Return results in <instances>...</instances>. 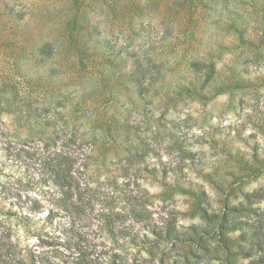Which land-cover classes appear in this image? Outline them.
<instances>
[{"label":"trees","instance_id":"16d2710c","mask_svg":"<svg viewBox=\"0 0 264 264\" xmlns=\"http://www.w3.org/2000/svg\"><path fill=\"white\" fill-rule=\"evenodd\" d=\"M232 1L241 10L249 8V14L264 15V0ZM228 3L0 0V116L7 114L15 120L54 128L52 137H40L47 154L38 161L44 180L57 190L52 199L54 207L65 213L71 224L54 236L53 242L38 234L26 235L21 241L5 221H0V264H134L141 251L150 254L161 243L171 247L196 243L208 251L205 243L212 240V251L224 253L229 249L225 235L242 227L235 218L230 220L224 214L211 224L200 208L206 226L184 228L177 223V213L153 209L155 197L140 188L137 170L125 172L127 191L116 197L100 196L87 171L98 140L102 146L111 143L118 156L121 149L126 157L120 156V161L125 164L131 165L140 157L141 143L129 139L132 128L127 120L121 121L137 113L139 107L147 117L153 105L162 119L168 107L180 100L207 99L219 69L213 60V47L200 51L197 35L207 33L213 25L211 36L227 29L239 33L241 40L243 33L237 29L240 22L235 19L241 15ZM197 8L204 13L225 10L233 20H198ZM191 15L193 19L185 20ZM227 71L233 74V70ZM241 82V78L226 76L217 88L215 85L216 93L211 97L237 89ZM121 97L125 102H120ZM66 113L85 120L90 141L83 135L85 129L78 134L74 124L69 130ZM4 137L0 121V142ZM123 143L133 148H121ZM49 147H53L52 152ZM142 169L147 170V165ZM248 209L240 207L239 212ZM251 213L253 218L243 224L237 249L264 247V208ZM86 223L95 226L91 234L103 236L112 243L110 247L95 244L81 233L79 229ZM29 238L36 241L32 243Z\"/></svg>","mask_w":264,"mask_h":264},{"label":"rangeland","instance_id":"374dc122","mask_svg":"<svg viewBox=\"0 0 264 264\" xmlns=\"http://www.w3.org/2000/svg\"><path fill=\"white\" fill-rule=\"evenodd\" d=\"M234 4L229 0V7H237L241 15L235 18L240 22L237 29L243 33L241 40L239 33L227 29L211 36L213 25L207 33L197 35L200 51L213 47V60L219 69L217 83L208 89V100H180L168 107L162 119L153 105L148 116H142L139 105L137 113L121 121L127 120L132 128L129 139L141 143L140 157L134 158L131 165L125 164L120 161V156L126 157L121 149L118 156L111 143L102 146L98 140L87 171L100 196L116 197L127 191L125 172L132 174L137 170L140 188L155 197L153 209L177 213V223L184 228L206 226L200 208L206 211L211 224L218 222L216 216L220 219L227 214L228 219L235 218L242 227L225 235L229 249L224 253L212 251V240L205 243L208 251L196 243L190 247L161 243L150 254L141 251L134 264H264V247L252 251H247L246 246L244 250L236 247L243 224L253 218L251 212L264 208V15L249 14V8L241 10L240 5ZM204 11L196 16L198 20L213 23L230 17L225 10ZM191 19L193 15L185 20ZM25 64L29 66L28 61ZM227 70H233V74ZM226 76L241 78L243 82L237 89L211 97L216 93L215 85L217 88ZM120 102H125L123 97ZM126 108L131 110L130 105ZM65 118L69 130L74 124L78 134L85 129L83 135L90 141L83 118L68 113ZM0 121L5 128V139L0 142V221H5L21 241L26 235L38 234L53 242L54 236L71 225L69 217L54 207L52 199L58 195L57 190L44 180L38 161L47 154L40 137H52L54 128L15 120L7 114H2ZM125 147L133 148L123 143L121 148ZM48 149L53 151V147ZM142 159L147 170L142 169ZM127 166L131 169L123 171ZM240 207L249 209L239 212ZM86 225L79 229L81 233L95 244L110 247L112 243L103 236L91 234L95 226Z\"/></svg>","mask_w":264,"mask_h":264}]
</instances>
